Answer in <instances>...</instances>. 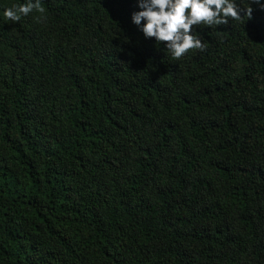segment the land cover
<instances>
[{
    "label": "trees",
    "instance_id": "1",
    "mask_svg": "<svg viewBox=\"0 0 264 264\" xmlns=\"http://www.w3.org/2000/svg\"><path fill=\"white\" fill-rule=\"evenodd\" d=\"M40 2L0 0V264H264V11L172 59L137 0Z\"/></svg>",
    "mask_w": 264,
    "mask_h": 264
},
{
    "label": "clouds",
    "instance_id": "2",
    "mask_svg": "<svg viewBox=\"0 0 264 264\" xmlns=\"http://www.w3.org/2000/svg\"><path fill=\"white\" fill-rule=\"evenodd\" d=\"M253 4L264 11L261 0H250L246 8L238 6L236 0H137L141 10L131 14V22L146 39L164 44L172 59H180L189 51H204L207 47L193 34L194 28L228 25L230 20H240L245 15L251 19ZM33 11L41 14L36 17L38 22L46 19L40 0L6 8L4 16L18 22Z\"/></svg>",
    "mask_w": 264,
    "mask_h": 264
}]
</instances>
